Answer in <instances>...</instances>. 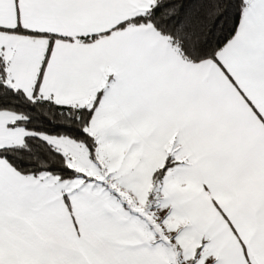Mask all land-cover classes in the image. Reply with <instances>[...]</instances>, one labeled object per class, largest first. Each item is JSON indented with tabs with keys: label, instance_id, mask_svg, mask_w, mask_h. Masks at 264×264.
<instances>
[{
	"label": "snow or ice",
	"instance_id": "obj_1",
	"mask_svg": "<svg viewBox=\"0 0 264 264\" xmlns=\"http://www.w3.org/2000/svg\"><path fill=\"white\" fill-rule=\"evenodd\" d=\"M0 264H264V0H0Z\"/></svg>",
	"mask_w": 264,
	"mask_h": 264
}]
</instances>
